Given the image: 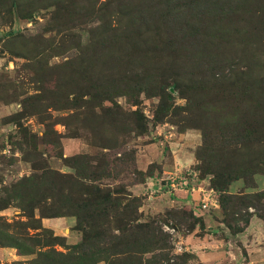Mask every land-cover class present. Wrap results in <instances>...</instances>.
<instances>
[{"label":"rangeland","instance_id":"1","mask_svg":"<svg viewBox=\"0 0 264 264\" xmlns=\"http://www.w3.org/2000/svg\"><path fill=\"white\" fill-rule=\"evenodd\" d=\"M158 1L112 0L113 8L117 4L121 7L128 5L129 16L120 19L127 31L119 33L117 37L128 39V34L132 35L135 31H147L143 37L147 41L152 39L151 50L139 44L137 50L131 51L136 38L111 47L110 30L101 27L109 24L105 21L110 16V0H100L96 9L92 10V16L75 26L58 21L56 6H43L48 3L47 0L34 1L39 9L30 20L21 19L18 15L10 18L5 10L0 11V33L3 34L0 37V188H11L23 177L30 176L34 172L32 162L37 167L48 165L60 173L72 174L74 169L64 165V158L83 155L93 163L98 175L103 176L96 181L102 188L111 189L126 201L136 199L139 222H156L162 233L167 235L163 253L169 254L170 262L183 264L178 257L190 254L193 258L187 259L184 264H249L251 259L243 247L245 243L236 240L237 236L246 235L245 229L248 227L241 217L251 214L260 219L261 235L258 236L262 237L259 239L261 245H264V220L257 216L259 210L252 207L235 215L236 220H224L220 206L222 195L213 188V175L205 172L204 160L198 158V155L214 157L215 154L210 153L208 147L220 152L225 149L246 151L242 144L237 143L235 128L230 123L223 126L218 124L222 120L218 114L219 108L206 115L205 110L195 105L194 101L189 104L190 113L170 115L163 122H157L159 98L154 95L158 84L152 78H177L180 85L194 82L189 73L194 68L193 59L188 55L191 47L189 43L185 44L186 37H179V42L166 30L172 28L170 17H162L164 10ZM174 1L182 3L181 0ZM105 3L107 9L102 8ZM143 3L151 7L145 13L146 7L143 9L140 6ZM191 12L188 10L189 19ZM253 22L258 28H263L264 14L254 16ZM110 26L112 29L118 28V22L114 20ZM12 30L16 35L5 37ZM124 43L131 45L122 47ZM254 46L251 35L237 44L243 58L256 54L260 63L264 64V43H258L250 52ZM166 52L168 55L176 52L180 56L175 61L169 57L161 61L158 55L163 57L167 55ZM133 73L149 79L148 84L155 90H151L150 94L127 91V94L120 96H113L115 92L112 91L111 100L102 104L99 98L93 101L91 96L94 90L84 92L88 94L78 109L62 111L43 106L50 105L55 94L62 92L65 86L66 92L70 93L79 92V87H86L87 82L98 87H106L108 83L113 86L124 83L126 77H134ZM71 81L75 84L65 85ZM169 90L175 97L176 105L188 104L174 87ZM39 96L45 99L41 108L37 107L41 105L35 101L33 105L26 102L28 98ZM73 96L71 94V98ZM200 99L204 100L205 97L199 96L196 101ZM222 106L224 108L226 104L223 102ZM45 109L46 115L52 116L48 121L57 133L52 138L53 144L45 142L50 140L45 137V124L34 115V111ZM142 116L146 122L143 134L136 123ZM60 119H64V122ZM25 128L29 130L28 139L23 135ZM226 130L227 136L222 137ZM71 133H75V136ZM33 135L37 136L42 156L32 151L26 153L27 146H22ZM55 138L60 144H56ZM262 149L264 145L249 148L239 154V158L243 155L246 160ZM248 183L255 188H249L253 185L249 186ZM253 191H264V175L256 174L250 180H239L230 186V193L234 194ZM262 203L260 211L264 212V200ZM13 206L1 212L0 216L10 223L26 220L21 209ZM35 214L40 217L39 209ZM43 224L53 229L56 235L66 237L69 245L78 243L82 238L74 218L44 219ZM238 227L243 230L238 232ZM230 240L232 242L229 244ZM56 248L65 252L59 246ZM1 251L0 264L29 262L33 258L21 256L13 248ZM233 251L238 252V258L234 257ZM152 255L148 253L144 256L149 259ZM241 255L244 260L238 262ZM159 263L167 264V260L161 257Z\"/></svg>","mask_w":264,"mask_h":264},{"label":"trees","instance_id":"2","mask_svg":"<svg viewBox=\"0 0 264 264\" xmlns=\"http://www.w3.org/2000/svg\"><path fill=\"white\" fill-rule=\"evenodd\" d=\"M34 1L0 0V11L5 10L10 18L18 15L21 19L30 20L35 17L39 9V6L34 5L36 3ZM47 1L48 3L43 6L47 8L56 6L58 21L75 26L92 16V10L96 9L100 0ZM125 1L128 2V0ZM181 1L182 3L174 0H159L158 2L164 10L162 17H170L169 23L172 28L166 30L179 42L180 38L186 37L187 43L185 44L189 43L191 47L188 55H191L193 59L194 68L189 73L194 82L180 85L177 83V78L173 80H168L171 77L168 79L165 77L163 80L152 78L158 84L154 95L159 98L157 122H163L162 120L170 115L179 116L183 113H190L189 104L194 101L195 105L205 110L206 115L219 108L218 114L222 120L218 124L223 126L230 123V126L235 128L233 131L237 143L242 144L246 151L249 148L263 146L264 64L260 63L256 54L243 58L237 44L248 35L252 36L255 44L250 52L256 48L258 43H264V27L258 28L253 22L254 16L264 14V0ZM112 3L110 0V16L105 21L109 24L101 25L102 28L108 27L110 30L111 47H118L124 40L133 41L136 38L132 43L134 45L131 51L137 50L140 47L139 44L151 50L149 48H153L152 39L147 41V38L143 37V33H148L147 31L142 33L135 31L132 35L128 34V39L117 37L119 33L127 31L120 23V19L123 16H129L128 5L121 7L117 4L113 8ZM140 6L143 9L146 7L144 13L151 9L146 3ZM261 6L263 8L260 10H253ZM102 8L107 9L108 5L105 3ZM188 10H192L190 19ZM114 20L118 22V28L112 29L110 25ZM71 22L76 23L71 24ZM254 31L258 32L254 33ZM15 35L16 33L12 30L5 34V37ZM130 45L124 43L122 47ZM172 54L158 56L161 57V61H165L168 57L175 61L180 56V54L176 55V52ZM247 61L250 64H246ZM133 75L134 77H126L124 83L113 86L108 83L106 87H98L87 82L86 87H79V92L73 93L66 92L67 86H65L62 92L55 94L50 105L43 106L62 111L78 109L82 106V99L88 94L84 92L87 91L95 90L92 96L89 95L93 101L99 98L102 104L104 101L111 100L112 91L115 92L113 96L115 94L120 96L127 94V91L135 94L142 92L150 94L151 90L152 92L155 90L151 89L152 86L148 84L149 79L146 80L142 75L137 76L134 73ZM69 84H75V82L65 85ZM171 87L179 91L180 98L188 101L186 106L175 104V97L169 90ZM71 94L74 95L72 98ZM199 96L205 99L196 101ZM44 100V96H39L28 98L26 102L32 104L35 101L41 105L37 107L41 108ZM223 102L226 104L224 108ZM34 112V115L45 124V137L50 138L45 142H54L52 138L57 133L53 129V124L48 121L52 116L46 115V109ZM215 115L214 118H216ZM143 118L142 116L136 121L141 134L146 130V122ZM60 120L64 122V119ZM22 131L28 139L29 130L25 128ZM227 133L228 130L224 131L222 137H226ZM71 134L75 136V133ZM37 140V136L33 135L29 142L23 143L22 146L28 148L26 153L32 151L35 155L42 156ZM56 140V144H60V141ZM208 149L210 153L215 154L213 158L202 155H198V158L204 160L205 172L213 175L211 182L213 188L222 195L220 206L223 219L236 220L235 215H239L243 210L248 211L252 207L259 210L256 214L264 220V212L260 211L264 191L230 193V186L233 182L250 180L256 174L264 175V149L258 150L254 156H248L249 159L246 160L243 159V155L239 158V154L245 153V150L225 149L220 152L213 148L208 147ZM32 163L34 172L30 176L23 177L11 188H0V213L15 205L13 207L21 209L22 216L26 218V220L10 223L0 216V248H13L21 256L33 257L29 262L15 261L12 264H99L101 262L106 264H160L161 257L167 260V264H175V262H170L171 257L168 253H163L167 245V235L162 233L156 222H139L136 217L139 208L136 199L126 201L111 189L102 188L96 181L103 176L98 175L93 163L85 156L64 158V165L74 169L72 174L60 173L48 165L37 167L35 162ZM85 166H88L87 169ZM253 186L249 188H255ZM37 209L40 211V217L35 214ZM66 217L75 219L76 229L82 234L81 240L74 245H69L66 237L56 235L53 229L43 224L44 219ZM252 217L251 214H246L241 217V220L245 221V226H248ZM229 226L234 229L231 225ZM240 230L243 229L238 227V232ZM31 231L34 232L31 233ZM57 246L63 248L65 252L58 250ZM148 253H153V255L146 259L144 255ZM190 258H193L190 254L178 257L183 264Z\"/></svg>","mask_w":264,"mask_h":264},{"label":"crops","instance_id":"3","mask_svg":"<svg viewBox=\"0 0 264 264\" xmlns=\"http://www.w3.org/2000/svg\"><path fill=\"white\" fill-rule=\"evenodd\" d=\"M44 222H46V221H44ZM259 223H261L260 219L253 217L251 219V222L248 225V227L246 226L247 227L245 229L246 235L237 236V239H236L238 242L241 241V242L245 243L243 247H245L246 251H248L249 257L251 259L249 264H264V261L262 260V259H264V247H263L264 245H261L262 243L259 240L262 237L258 236V234L261 235V233H259V229L261 227V225ZM263 232H264V229H263ZM252 236L254 237L253 241H251V239L253 238ZM249 238H251V239H249ZM246 239H247V241H246ZM256 241H258L260 243H257ZM231 242H232V240L229 241V244ZM2 249H5V248H0V252H2L1 251ZM233 255H234V257L238 258V252L233 251ZM239 258L240 259L238 260V262L244 260L243 255H241V257H239Z\"/></svg>","mask_w":264,"mask_h":264},{"label":"water","instance_id":"4","mask_svg":"<svg viewBox=\"0 0 264 264\" xmlns=\"http://www.w3.org/2000/svg\"><path fill=\"white\" fill-rule=\"evenodd\" d=\"M0 37H3V34L2 33H0Z\"/></svg>","mask_w":264,"mask_h":264},{"label":"built area","instance_id":"5","mask_svg":"<svg viewBox=\"0 0 264 264\" xmlns=\"http://www.w3.org/2000/svg\"><path fill=\"white\" fill-rule=\"evenodd\" d=\"M204 207H206V205H204Z\"/></svg>","mask_w":264,"mask_h":264}]
</instances>
